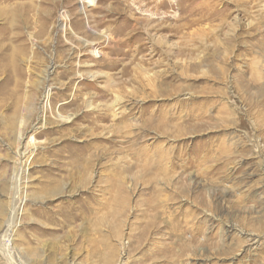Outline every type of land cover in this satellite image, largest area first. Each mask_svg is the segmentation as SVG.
<instances>
[{
	"label": "rangeland",
	"instance_id": "1",
	"mask_svg": "<svg viewBox=\"0 0 264 264\" xmlns=\"http://www.w3.org/2000/svg\"><path fill=\"white\" fill-rule=\"evenodd\" d=\"M2 203L0 264H264V0H0Z\"/></svg>",
	"mask_w": 264,
	"mask_h": 264
},
{
	"label": "bare ground",
	"instance_id": "2",
	"mask_svg": "<svg viewBox=\"0 0 264 264\" xmlns=\"http://www.w3.org/2000/svg\"><path fill=\"white\" fill-rule=\"evenodd\" d=\"M5 208H6V206H4V203H2L0 205V209L2 211H5ZM3 228H4V226H3ZM7 242H8V239H7V229L6 230L5 229L4 230H1L0 231V252H2V254H4L5 256H9L8 258H10V256H11L10 253L11 252H8V246H7L8 243ZM4 252H6L7 254L4 253Z\"/></svg>",
	"mask_w": 264,
	"mask_h": 264
}]
</instances>
